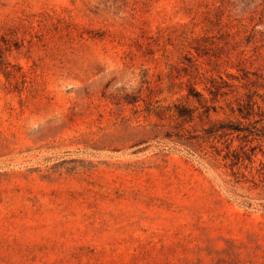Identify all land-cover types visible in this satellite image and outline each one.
<instances>
[{
    "label": "rangeland",
    "instance_id": "obj_1",
    "mask_svg": "<svg viewBox=\"0 0 264 264\" xmlns=\"http://www.w3.org/2000/svg\"><path fill=\"white\" fill-rule=\"evenodd\" d=\"M0 264H264V0H0Z\"/></svg>",
    "mask_w": 264,
    "mask_h": 264
}]
</instances>
